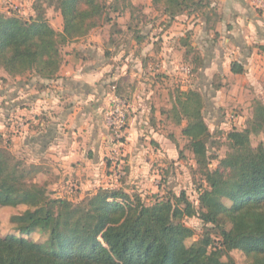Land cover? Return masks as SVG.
Listing matches in <instances>:
<instances>
[{
    "label": "trees",
    "instance_id": "trees-1",
    "mask_svg": "<svg viewBox=\"0 0 264 264\" xmlns=\"http://www.w3.org/2000/svg\"><path fill=\"white\" fill-rule=\"evenodd\" d=\"M152 2L171 19L199 12L208 4V0ZM50 7L62 12L61 33L46 18ZM34 9L29 19L0 14V70L13 78L34 74L50 81L62 66L61 47L99 27L105 4L103 0H37ZM190 54L194 65H201L191 48L186 55ZM231 72L242 75L245 67L234 62ZM176 93L170 115L178 126L185 123L181 135L207 184L198 208L184 192L147 206L139 196L111 188L69 204L49 197L44 186L34 188L28 180L35 170L0 147V206L35 208L12 218L19 235L3 237L0 221V264H227L223 255L233 251L243 252L254 264H264V145L251 143L252 134L264 132V104L254 101L248 127L239 137L228 139L227 156L211 170V133L203 96L196 90ZM194 217L213 226L219 248L208 253L207 248L216 243L210 237L187 245L194 232L184 219ZM37 231L48 234L45 242L28 237Z\"/></svg>",
    "mask_w": 264,
    "mask_h": 264
},
{
    "label": "crops",
    "instance_id": "crops-1",
    "mask_svg": "<svg viewBox=\"0 0 264 264\" xmlns=\"http://www.w3.org/2000/svg\"><path fill=\"white\" fill-rule=\"evenodd\" d=\"M147 2V11L155 10ZM203 10L208 13L174 19L162 12L130 38L103 34L110 24L105 22L99 33L69 44L53 80L19 83L9 97V120L18 119L21 147L34 154L31 164L43 181L60 190L78 185L81 198L101 188L123 189L112 184L107 159L111 135L105 113L114 87L129 106L127 162L144 175L155 160L177 151L151 124L160 127L170 118L177 91L200 92L211 119L236 108L245 121L254 101L264 104V0H208ZM135 20L130 14L119 23L128 24L129 32ZM190 48L201 67L187 81ZM234 62L244 65V74H232Z\"/></svg>",
    "mask_w": 264,
    "mask_h": 264
},
{
    "label": "rangeland",
    "instance_id": "rangeland-1",
    "mask_svg": "<svg viewBox=\"0 0 264 264\" xmlns=\"http://www.w3.org/2000/svg\"><path fill=\"white\" fill-rule=\"evenodd\" d=\"M36 1L37 0H0V14L5 13L8 16L15 15L22 19H29L36 13L34 9ZM147 1L148 0H103L105 4V12L102 23L99 27L92 30L89 35L99 33L100 29L104 27L103 24L105 22L108 23V21L110 24L102 31L103 34L108 33L112 36H116V38L124 36L128 33V38H130V35H133V33L140 34L141 30L145 28L144 25L147 21L154 17L159 18L163 11L161 7L156 8L153 5L154 7H152V9L155 8V10L148 12ZM128 5H131L133 9H127ZM7 7H10V10L6 11ZM203 12L204 10H201L199 12L197 11L195 14H199L201 16ZM204 13L206 14L208 11L205 10ZM130 14L136 18L138 24L133 26L132 30L128 32V24L125 22L120 24L119 20H125ZM46 18L55 31L60 33L63 32L65 21L61 10H57L54 7L47 8ZM77 41L70 42L61 47V56L63 60L62 64L65 60V53L69 44ZM192 61L193 57H188L187 62H189V65L186 63V66L193 69L194 72L192 75H185L187 81L189 78L190 80L194 79L191 77L198 74L201 67V65L196 66L194 63L192 65ZM31 77L36 76L34 74H27L22 77L13 78L10 77L4 70H0V147L14 156L17 161L25 162V165H27L28 168L30 167L34 169L31 164L34 159V154L31 153V151L25 152L24 148L21 147L23 142V138L20 136L19 132L21 125H19L18 119L16 118H12L13 120L11 121L9 120V113L11 111L8 110L9 104L12 103L9 101V97H12L15 92L18 93L19 83L23 81L30 82L32 80ZM217 82L218 81L216 80V83ZM17 102L18 100L16 99L14 103L17 104ZM203 114L211 133V136L208 138V145L210 147L209 155L211 157V164L209 168L211 170H216L219 166L220 160L224 159L229 152L228 139L239 137L248 127V121L253 117V107L251 114L245 121H241L236 108L229 111L224 110L222 113H218L216 119H211L209 117V112H206V107L203 109ZM232 114L237 115V121L230 119ZM170 116L171 117L167 119L166 122H162L163 125L160 127L157 126V123L151 124L155 130L160 131L170 141H172L173 144H175L177 151H173L170 158H165V160H161L157 163L156 161L158 160H155L152 164L153 166L146 171L145 175L134 171V169L131 168L127 162V144L124 151L120 152L118 148L113 146V135L108 130L111 135V151L107 159L109 168L112 169V173L115 174V181L112 182V184L117 185L118 187L123 186V190H126L127 192H125L129 195L139 196L147 206H152L157 201H162L164 199H172L174 196H179L182 192H184L189 200L198 208L200 205V193L202 192V189L207 187V184L204 177L199 173L191 151L187 149V140L181 135L182 126L185 125V123H183L182 126H178V123L174 120L172 115ZM251 143L253 147H258L260 144L264 145V132H261L258 135L252 134ZM172 150H174V148ZM117 151L120 153L118 154ZM117 160H119L118 162L120 165L115 164ZM30 181L32 182L34 188L44 186L49 194V197L53 199H62L63 201L73 205L78 204L88 196L93 195L88 194L85 198H81L79 193L80 191H78L80 186L72 185V183L66 184L63 190H60L58 186L51 187L49 186V180L43 181V178L38 176L35 171L28 180V182ZM53 189L57 190L54 191ZM33 210H35V208L28 205H19L17 207L0 206L2 236L6 237L9 235H19L17 225L12 222V218ZM184 225L194 232L193 237L187 241L188 246L210 237L211 239L216 240V243L207 248L208 253H211L219 248L220 238L213 226L205 225L202 220L196 217L185 218ZM229 228L230 226H228V229ZM28 237L42 243L46 241L48 234L37 231ZM223 261L227 264H254L253 261L241 251L230 252L228 256L226 254L223 255Z\"/></svg>",
    "mask_w": 264,
    "mask_h": 264
},
{
    "label": "built area",
    "instance_id": "built-area-1",
    "mask_svg": "<svg viewBox=\"0 0 264 264\" xmlns=\"http://www.w3.org/2000/svg\"><path fill=\"white\" fill-rule=\"evenodd\" d=\"M128 114V102L118 95L117 88L114 87L110 107L105 113V122L107 129L113 135V146L118 148L120 152L124 151L128 142ZM230 119L237 121L238 118L236 114H232ZM119 151H117L118 154L120 153ZM118 161L115 162L116 165H120Z\"/></svg>",
    "mask_w": 264,
    "mask_h": 264
}]
</instances>
